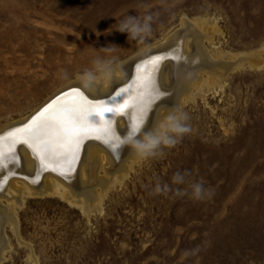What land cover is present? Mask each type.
<instances>
[{
	"label": "rangeland",
	"instance_id": "obj_1",
	"mask_svg": "<svg viewBox=\"0 0 264 264\" xmlns=\"http://www.w3.org/2000/svg\"><path fill=\"white\" fill-rule=\"evenodd\" d=\"M129 15L152 17L146 38L116 30ZM189 25L210 60L231 66L222 79L206 64L180 103L190 130L171 122L119 179L93 157L108 185L93 203L56 189L21 205L0 198L14 216L0 264H264V0H0V129L79 79L107 85L117 65ZM196 183L210 194L194 198Z\"/></svg>",
	"mask_w": 264,
	"mask_h": 264
},
{
	"label": "snow or ice",
	"instance_id": "obj_2",
	"mask_svg": "<svg viewBox=\"0 0 264 264\" xmlns=\"http://www.w3.org/2000/svg\"><path fill=\"white\" fill-rule=\"evenodd\" d=\"M182 43L177 38L159 54L141 60L125 87H115L110 93L91 99L74 87L69 98L45 106L23 126L0 131V172H10V166L18 165L17 145L30 149L38 164L33 183L47 170L70 178L85 141H99L114 155L121 151L131 153L128 146L133 141L143 145L142 136L153 135L160 119L157 116L149 125V113L155 102L168 94L158 83L161 66L166 61L173 62L174 76L179 81L181 68L188 60ZM117 117H127L123 131L116 126Z\"/></svg>",
	"mask_w": 264,
	"mask_h": 264
},
{
	"label": "bare ground",
	"instance_id": "obj_3",
	"mask_svg": "<svg viewBox=\"0 0 264 264\" xmlns=\"http://www.w3.org/2000/svg\"><path fill=\"white\" fill-rule=\"evenodd\" d=\"M192 28V25H189L188 30L183 28L180 31L174 33V35H172L168 39V41L160 47L151 49L149 51H144L137 56L130 58L128 61L117 65L112 70L107 85L103 83L87 81L85 79H79L56 92L40 108H38L35 112L33 111V113L26 119L14 123L10 126L1 128L0 131H6L12 127L23 126L53 98L67 91L68 89L78 87L79 90L84 93V95L89 96V98L91 99L92 96L108 94L115 87L125 86L128 82H130L128 78L130 76H135L136 64H139L141 60L147 59L153 54H159L161 50L166 49L170 43L179 38L183 41L181 47L183 52L187 55L188 60L181 68L179 81H177L174 76L176 65L173 62L166 61L160 68V72L157 77L158 83L163 90L167 91L168 94L164 98L156 101L152 108V111L149 113V125H151V122L154 121L157 116L160 117L156 132L153 135L142 136L143 144H148L150 146L151 138L161 136V133L164 132V128L172 122L170 119H168V117L170 118L176 115L180 103L190 96L191 91L196 86L195 83H200L201 78L199 74L202 70H206V64H211L214 66L213 70H206L212 77L219 76L223 79L227 75L229 69H231V66L228 63L217 61L214 62L210 60L207 52L199 44L200 41H202L203 36L199 35L197 32L195 33L194 31H191ZM193 58H195L196 62H193ZM245 59L246 58L243 57L242 60L238 61L236 63V68H239L240 65L243 64V61ZM67 98H69V96L61 100H65ZM61 100L55 103H58ZM116 126L119 131H123L127 126V117H117ZM137 143V141H133L128 146L132 149L131 153L128 151H121L114 155L110 153L106 146L99 141H85L82 161L79 162L80 164L78 163L76 165L75 171L70 174V178L65 179L59 176L56 172L47 170L51 172H42L39 179L35 183H33V179L35 178V173L38 170V164L35 160V157L32 155L31 150L26 146L17 145L16 151L19 154V170L31 177L30 185L32 187V190H30L31 192L29 193L24 189H20L16 185L14 186V182L12 181L8 170L5 169L3 172H0V198H6L9 201L15 199L14 201L21 205L23 202L21 196H23L24 194L42 197L50 193H55L56 189L57 191H59V193L62 192L64 198L71 203L75 202V200L77 201L80 198H84L87 203H93L94 201L98 200V195L94 190L95 187L101 186L104 189L106 186H108L107 181L96 179L97 165L99 162L98 159H103V166L105 167V170L108 173H114V176L119 179L123 174H127L129 161L131 159L137 160V158H139L141 151H137L133 147ZM93 157H98V159ZM84 161L87 167V171L85 173L81 168V163H84ZM12 168L13 167H11V169ZM6 174H9L8 177L5 176ZM14 174H17V171L14 172ZM53 179L57 180L56 187L51 181ZM10 218H14V216L8 214L5 208L0 206V239L3 243L0 253L6 246L4 228L6 226V222Z\"/></svg>",
	"mask_w": 264,
	"mask_h": 264
},
{
	"label": "clouds",
	"instance_id": "obj_4",
	"mask_svg": "<svg viewBox=\"0 0 264 264\" xmlns=\"http://www.w3.org/2000/svg\"><path fill=\"white\" fill-rule=\"evenodd\" d=\"M151 16H145L144 18H139L136 16L129 15L125 19L121 20L116 30L121 33H127L129 40H142L146 38L151 32ZM94 63H99L96 61ZM107 63V62H104ZM172 123L170 125V131L176 134H182L184 132L189 131L190 129L181 122L182 119H186V117H181L179 115H175L169 118ZM169 143H175V138L172 136L165 138ZM152 145H157L160 143L159 137H153L150 140ZM148 144L141 145L139 142L135 144L133 147L137 151H142L144 148L148 147ZM176 181H182L183 176L180 173H177L174 177ZM210 194L209 190L205 189L201 183H196L192 185V195L194 198L199 199L202 198L204 195Z\"/></svg>",
	"mask_w": 264,
	"mask_h": 264
},
{
	"label": "water",
	"instance_id": "obj_5",
	"mask_svg": "<svg viewBox=\"0 0 264 264\" xmlns=\"http://www.w3.org/2000/svg\"><path fill=\"white\" fill-rule=\"evenodd\" d=\"M122 87H125V86H122ZM70 93H71V89H68L67 91H65V92H63V93H61L60 95H58L57 97H55V98H53L48 104H46L45 106H47V105H49V104H54L55 102H57V101H59V100H61V99H63V98H65V97H67V96H69L70 95ZM59 97V100L57 99ZM44 106V107H45ZM43 107V108H44ZM42 108V109H43ZM30 120V119H29ZM84 146H85V143H84V145H83V147H82V151H81V154H80V161H81V158H82V154H83V148H84ZM79 161V162H80ZM48 172H51V171H45V173H48ZM44 173V174H45Z\"/></svg>",
	"mask_w": 264,
	"mask_h": 264
}]
</instances>
